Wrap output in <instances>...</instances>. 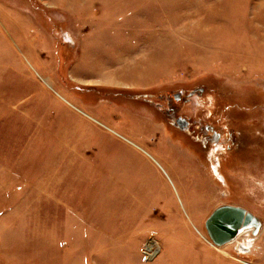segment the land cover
<instances>
[{"label":"rangeland","instance_id":"obj_1","mask_svg":"<svg viewBox=\"0 0 264 264\" xmlns=\"http://www.w3.org/2000/svg\"><path fill=\"white\" fill-rule=\"evenodd\" d=\"M0 264H264V0H0Z\"/></svg>","mask_w":264,"mask_h":264},{"label":"water","instance_id":"obj_2","mask_svg":"<svg viewBox=\"0 0 264 264\" xmlns=\"http://www.w3.org/2000/svg\"><path fill=\"white\" fill-rule=\"evenodd\" d=\"M185 126L186 123H181L178 127L183 129ZM255 225L256 221L247 211L238 207L223 205L209 214L204 228L207 231L208 240L213 246L220 248Z\"/></svg>","mask_w":264,"mask_h":264},{"label":"bare ground","instance_id":"obj_3","mask_svg":"<svg viewBox=\"0 0 264 264\" xmlns=\"http://www.w3.org/2000/svg\"><path fill=\"white\" fill-rule=\"evenodd\" d=\"M218 147V144L216 145V148ZM216 149H214V151H213V153L215 154V151ZM210 153H209V158L211 159V162L213 161L212 160V158H211V156H213V154L211 153V151H209ZM210 164H212V167L214 168V172L217 174V171H218V169L215 167V164H213V163H210ZM255 227H252V228H250V229H248V230H251V229H254ZM248 230H246V231H248ZM243 234H240V236H242ZM239 236H237L236 238H238ZM236 238H234V239H236ZM234 239H233V241H234ZM209 241V240H208ZM211 243V242H210ZM231 243V242H230ZM212 244V243H211Z\"/></svg>","mask_w":264,"mask_h":264},{"label":"flooded vegetation","instance_id":"obj_4","mask_svg":"<svg viewBox=\"0 0 264 264\" xmlns=\"http://www.w3.org/2000/svg\"><path fill=\"white\" fill-rule=\"evenodd\" d=\"M179 98H180V96L179 95H176L175 96V100H179ZM184 124V123H186L187 124V122L184 120V118H182V117H177L176 119H175V124L177 125V127L179 126V124ZM180 128V127H179ZM185 128V127H184ZM216 145V144H215Z\"/></svg>","mask_w":264,"mask_h":264}]
</instances>
